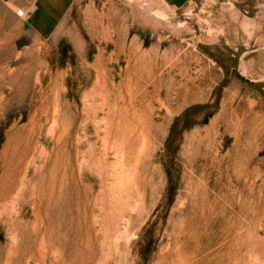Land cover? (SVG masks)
<instances>
[{
    "label": "rangeland",
    "instance_id": "rangeland-1",
    "mask_svg": "<svg viewBox=\"0 0 264 264\" xmlns=\"http://www.w3.org/2000/svg\"><path fill=\"white\" fill-rule=\"evenodd\" d=\"M18 2L0 264H264V0H77L45 38Z\"/></svg>",
    "mask_w": 264,
    "mask_h": 264
},
{
    "label": "crops",
    "instance_id": "crops-1",
    "mask_svg": "<svg viewBox=\"0 0 264 264\" xmlns=\"http://www.w3.org/2000/svg\"><path fill=\"white\" fill-rule=\"evenodd\" d=\"M14 6L18 0H4ZM16 1V2H15ZM21 1V2H20ZM77 0H19L18 7L32 30L43 38L52 35ZM174 8H183L192 0H161ZM45 36V37H44Z\"/></svg>",
    "mask_w": 264,
    "mask_h": 264
},
{
    "label": "built area",
    "instance_id": "built-area-1",
    "mask_svg": "<svg viewBox=\"0 0 264 264\" xmlns=\"http://www.w3.org/2000/svg\"><path fill=\"white\" fill-rule=\"evenodd\" d=\"M24 14H25V11L24 10H19L18 11V15L19 16H25Z\"/></svg>",
    "mask_w": 264,
    "mask_h": 264
}]
</instances>
